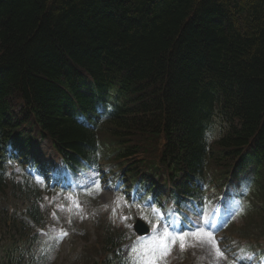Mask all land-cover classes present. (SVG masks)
<instances>
[{
  "label": "trees",
  "instance_id": "1",
  "mask_svg": "<svg viewBox=\"0 0 264 264\" xmlns=\"http://www.w3.org/2000/svg\"><path fill=\"white\" fill-rule=\"evenodd\" d=\"M89 168L178 223L207 190L236 198L231 244L262 256L264 0H0V195L31 192L0 203V264H50L37 183ZM103 228L89 264H128V232Z\"/></svg>",
  "mask_w": 264,
  "mask_h": 264
},
{
  "label": "rangeland",
  "instance_id": "2",
  "mask_svg": "<svg viewBox=\"0 0 264 264\" xmlns=\"http://www.w3.org/2000/svg\"><path fill=\"white\" fill-rule=\"evenodd\" d=\"M213 134L218 133L217 127H214ZM42 158H49L53 164H57V156L53 152L49 143L40 141L36 146ZM250 169V168H249ZM52 176H58L52 173ZM18 176L16 175L15 178ZM247 177V174L244 175ZM98 182V188L97 183ZM41 184V183H40ZM36 196L39 198L41 208L49 213L50 225L42 236L43 240L39 245H35L36 254L48 253L50 264H89L94 255L95 247L92 246L98 232H102L104 226H108L113 230H124L128 232L130 237L123 246V256L128 264H132L129 259L131 248L137 241L138 236L132 224L136 218H140L150 227L148 234L144 235L145 242L152 237L162 234L163 228L167 227L169 232H194L196 227L200 226L208 231H212L217 246L224 253L223 257H216L214 249L211 245L203 242H198L195 237L189 235L186 237L185 249L180 248V241L175 244L169 240L171 247L168 255L159 261V264H236V261L241 256L252 255L251 264H264V258L257 256L251 251L237 250V255H231L227 250L238 237L240 230L238 228L242 223V219L237 216L235 209L237 204L232 207L218 208L215 210V204L208 201L207 206L202 209L198 204L194 209H191L188 202L182 205L183 212H186L187 219L183 225H174L173 221H163L156 213L154 207L147 201L140 202L121 191H117L114 187H106L103 181L97 174V170H88L79 176L70 178L68 185L65 188H58L55 192L46 191L45 185L39 187ZM15 194L10 191L1 194L0 203L11 202L13 206L22 211L28 202L31 192H22L21 189L15 191ZM211 192L208 191V193ZM19 196H15L16 194ZM69 194L73 198L68 199ZM3 197V198H2ZM122 197L117 203L116 198ZM3 200V201H2ZM73 201L79 204V208L74 206ZM64 205L63 208L59 207ZM139 205V207H137ZM55 213V216L51 215ZM170 210V215H172ZM122 217H127L123 219ZM234 223L229 232L224 234V226L229 219ZM69 221H71L69 223ZM156 228L153 229L152 225ZM66 232L67 235H62ZM231 236V239L228 237ZM5 239L1 241L4 244ZM264 245V238L261 239ZM26 248V246H25ZM254 254V255H253ZM5 257V252L0 250V260ZM244 264H248L247 261Z\"/></svg>",
  "mask_w": 264,
  "mask_h": 264
},
{
  "label": "snow or ice",
  "instance_id": "3",
  "mask_svg": "<svg viewBox=\"0 0 264 264\" xmlns=\"http://www.w3.org/2000/svg\"><path fill=\"white\" fill-rule=\"evenodd\" d=\"M11 163V161H9ZM97 183V188L98 182ZM69 200H72L73 198L69 194L68 196ZM122 199V197H117L116 201L119 203V201ZM74 206L76 208H79V204L73 201ZM59 207L63 208L64 205H60ZM139 207V205H137ZM154 211H158V209H153ZM243 209H239L238 211H242ZM53 216H55V213H53ZM123 219H127V217H122ZM71 221H69L70 223ZM153 229L156 228V225H152ZM62 235H67L66 232H62ZM189 235L196 238L198 242H203L211 245V247L214 249L215 256L216 257H223L224 253L220 250V248L217 246L216 241L214 239L212 231H208L203 227L197 226L196 231L194 232H178V233H172L168 231V228L165 227L162 230V234L156 237H152L149 241L145 242L144 237H137V241L134 243V245L131 248L129 259L131 260L132 264H159V261L164 259L168 253L171 250V247L168 243L170 240L172 244H175L177 240L180 241V248L183 251L186 246L185 240L186 237ZM246 251V250H241ZM254 255V254H253ZM253 256H241L238 261H236V264H244L245 261L248 262V264H251Z\"/></svg>",
  "mask_w": 264,
  "mask_h": 264
},
{
  "label": "water",
  "instance_id": "4",
  "mask_svg": "<svg viewBox=\"0 0 264 264\" xmlns=\"http://www.w3.org/2000/svg\"><path fill=\"white\" fill-rule=\"evenodd\" d=\"M135 229L137 230V232L139 234L145 233L147 231L146 228H142V224L140 223V221H137L135 224Z\"/></svg>",
  "mask_w": 264,
  "mask_h": 264
}]
</instances>
